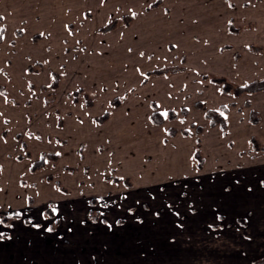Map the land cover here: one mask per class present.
I'll list each match as a JSON object with an SVG mask.
<instances>
[{"label": "rangeland", "instance_id": "374dc122", "mask_svg": "<svg viewBox=\"0 0 264 264\" xmlns=\"http://www.w3.org/2000/svg\"><path fill=\"white\" fill-rule=\"evenodd\" d=\"M151 1L158 2L134 7ZM189 1L191 10L186 0H0V11L23 7L17 15L36 7L34 18L0 19V213L10 216L12 238L4 241L28 242L24 252L40 253L32 254L35 264H150L143 261V226L155 219L146 216L178 210L180 226L182 219L190 227L198 218L196 230L205 231L212 221L204 223V206L212 213L245 210V225L241 218L224 230L226 222L216 220L207 233L211 242L177 225L171 236L181 240L180 264H213L221 246L264 252V92L233 96L209 79L241 84L264 77V18L243 14L229 22L228 14L220 15L226 9L256 14L264 0H211L214 9ZM131 13L137 15L122 18ZM157 67L161 73L149 72ZM159 82L176 85L172 98L166 88L156 89ZM143 83L146 106L156 98L154 108L172 109L176 118L146 133L142 124L128 123L111 138V119L123 114L127 92ZM78 87L93 104L83 105L81 94L72 100ZM117 96L115 108L109 102ZM207 109L223 115L226 127L212 125ZM252 109L257 123L250 122ZM105 110L111 118L97 119ZM251 135L263 149H251ZM42 151L59 157L31 171ZM242 197L254 202L243 204ZM248 217L256 219L254 230L245 227Z\"/></svg>", "mask_w": 264, "mask_h": 264}, {"label": "crops", "instance_id": "0c3cea01", "mask_svg": "<svg viewBox=\"0 0 264 264\" xmlns=\"http://www.w3.org/2000/svg\"><path fill=\"white\" fill-rule=\"evenodd\" d=\"M186 1L188 2L186 7L187 6L189 7V5L192 6V7L186 8V9L191 10L192 8L195 7L194 6V1L191 0L192 3L189 0H186ZM210 1L211 0H199V2L200 3L202 2L204 4V6L207 7V9L216 8L214 6V4L217 3V2L212 3ZM236 1H243L244 4H246L245 0H236ZM152 3L153 2L151 1V2H148L147 4H145V3H143L142 5L141 4H139V5L136 4V5H134V7H136V8H140L141 7V10H142V8L143 9H147V8L149 9V7H150L149 5H151ZM208 5H211V6H208ZM258 5H259V3H255L251 9H254L255 6H258ZM132 7H129V8H132ZM160 7L165 8V6H160ZM219 7H221V8L224 7V9L227 8V7L229 8V6L227 4L225 5L221 1H220ZM21 8L24 9L23 7H16V8H13L11 10L8 8V9H5V11H4V9H2L3 11H0V16L2 17L1 14H3L5 18H7L8 15L16 16L17 15L16 11H20L18 9H21ZM32 8H36V7H32ZM32 8H30V7L25 8L27 10V12H22L21 11L20 14L17 15V16H20L22 18V20L23 19L34 18L35 15H33L34 17H32L30 15L31 11H33ZM199 8H201V6H199ZM30 9H32V10H30ZM233 9L236 10L238 8L235 7ZM225 11L227 13H225ZM239 12L240 11L237 10V12L235 11L234 14H233V12H231L232 14H229L227 9H226V10L222 11V13H220V15L228 14V16H227L228 21L231 20L230 19L231 17H235V16L236 17L237 16L238 17H243V14H246L251 19H254V16H256V17L261 16V19L264 18V11H260V12H258L256 14L254 13L255 15L253 13H239ZM23 13L25 15H23ZM131 14H132V17L134 18L133 13H131ZM136 15L137 14L135 13V16ZM226 28L229 30V26H226ZM257 33H259V32H257ZM259 34H262V33H259ZM147 55H149V54H147ZM135 84L139 85L138 83H134V84H131V85H135ZM145 84H147V83H143V87L137 86V90H134V91H131V92H127V94H126L127 98L125 97L126 99L123 102L124 107H121V108H123V110L119 111V112H123V114H119L118 113L117 115H114L113 118L111 119L112 120L111 121V126L109 127V132H112L111 133V138L112 137L113 138L116 137L117 135H116L115 132L121 130L122 127L125 128V126L128 123H136V124L139 123V124H142L144 133H146V131H149V126L156 127V126L159 125V124L156 125L154 123L149 122V113L150 112H149L148 107L153 105V104L158 106V105H160V103H158L156 98H154L155 101H151V100H153V98H149L150 99L149 104L146 106L144 101L147 99V97L145 96V94L142 95L141 92H140L141 89H143L144 91L148 90L149 87H144ZM158 84H159L158 86H155L156 89H158L160 91L161 89L165 90V88H166L167 91H168V97L172 98L174 96V92L173 91H175L176 88L174 86H176V85H166L165 86L163 82H159ZM260 92H262V91H260ZM0 98L3 101L4 100L3 98H5V97L2 95V97H0ZM142 101H143V103H142ZM120 104L121 103H119V105ZM142 104H143V110L141 109L142 107H139ZM119 105H117V106H119ZM163 105H165V104H163ZM163 105L161 104V106H163ZM117 106H115V108H117ZM138 109H141V110H138ZM112 111H114V109ZM142 112H143V116H142ZM111 116H112V114L109 115L108 119L111 118ZM227 199H226V201H227ZM222 200H223V203H224V199H222ZM254 200L256 201V198H254ZM242 201H244L243 204H246L249 201H250L249 203H253L254 202L253 199H246V198H243ZM238 203H239V200L236 203V205ZM204 207H205V209H204V211H202V214L204 215V217H203L204 219L203 220H206V222H204V223H207L208 221H212V223H208L209 225H206V224L203 225V226L207 227V229H205V231L200 230V229L196 230V227H200L199 225H201L200 222L198 221V218H197L196 224L195 225H190V227L183 226V225H185V222L182 219V223H181V226H180L179 218H181V215H179L180 211H178V210L171 209V210H169L168 213L162 212V210H161L160 211L161 213L160 212L159 213L155 212V213H153L154 214L153 216H146L148 218H151L149 220L155 219V221H154V225L150 224V225H146V226L144 225L143 226V236H144V238H143L144 239V241H143V257H144L143 261L149 262L150 264H180V247H182L181 240L180 239H175V238H173V236H171V235H175V231H176L177 227H181V229H183L184 231H187L189 234H194L196 231H200V232H202L201 235L204 236L203 239L205 241L208 240V241L211 242L212 240H209V239H212V238L208 237L207 233H208L209 230L216 229L215 226H216V222L217 221H221L222 220L223 223L226 222L227 226H224V230H228V228L231 227V225L236 224V222L238 223V219H241V218L242 219L243 218L246 219V217L243 214L245 212V210H243L241 212H238V214H237V212L233 213V212H224V211L212 213L210 211V209L208 208V206L207 207L204 206ZM248 208L252 209L251 206H249ZM192 213H195V212L193 211ZM168 214H170V216H168ZM262 214H264V213H262ZM143 215H144V213H143ZM184 216L185 215H183L182 218ZM262 216H264V215H262ZM175 219H177V220H175ZM210 219H213V220H210ZM232 219H233L234 222H231ZM229 220H230V222H229ZM255 220L256 219H252V218L248 217V220L246 221L247 223H246L245 227L249 226L252 230H254V226H255L254 221ZM9 222H10V220L7 221V223H3V225H0V232H3L5 234L4 238L0 239V264H35V259H33L34 256L32 254H35V255L37 254V256H39L40 253L35 250L36 248H33V250H31V251L29 249L28 253L24 252L30 246V244L28 245V242H22V243L15 244L14 241L13 242H11V241L5 242L4 241L6 239L8 240V239L12 238L11 231L7 230V229H10V225H9L10 223ZM58 222H59V220L57 219L55 221V223L57 224ZM244 222L245 221L243 219V223ZM23 223H24L25 226H28L27 225L28 222L24 221ZM174 224H175V226H174ZM228 225H229V227H228ZM244 225H245V223H244ZM251 225H253V227H251ZM32 226L36 227V225H32ZM51 227H52V229H54L55 226L53 227V225H52ZM51 227L46 226V229L51 228ZM260 247L259 246H255V247H251V249L253 251H259ZM167 248L169 250L167 252L168 256H166V252H165V250ZM190 248L193 250L192 247H190ZM217 249H220V251L217 252L218 253V254H216L217 258H214V263L213 264H249L253 259H255V258H257V257H259V256L264 254V252L251 253L250 250L247 251V248H245V250H244L245 254L244 253L243 254L238 253L237 250L229 251L224 246H221L220 248L217 247ZM223 249H225L226 253H223L224 252ZM30 252H32L31 255H30ZM210 254H211V250L209 249V255ZM43 255L40 258H43L44 257ZM189 257H190V255H189ZM195 257H196V255H195ZM195 257H193L192 259H194ZM188 262L189 261H187V263H185V264H189L190 263V262L189 263ZM59 263H66V262L64 260H61V259H58V260L55 261V264H59ZM47 264H53V263L49 262Z\"/></svg>", "mask_w": 264, "mask_h": 264}, {"label": "trees", "instance_id": "16d2710c", "mask_svg": "<svg viewBox=\"0 0 264 264\" xmlns=\"http://www.w3.org/2000/svg\"><path fill=\"white\" fill-rule=\"evenodd\" d=\"M158 1H154L152 4L155 5ZM151 4V5H152ZM127 16L131 19L132 17V14H123L122 15V18L125 19L127 18ZM128 22V21H127ZM126 22V23H127ZM230 22V21H229ZM105 26H103L102 28H104ZM234 27H231L229 26V30L230 32L232 31H235V30H232ZM0 32L3 33L2 30H0ZM248 48L250 49L251 46L249 45ZM252 49V48H251ZM253 50H256L253 49ZM258 50V49H257ZM162 69L163 68H153L151 69L149 72L150 73H153V74H159L162 72ZM210 78H214L213 81H216V82H219L221 85H220V88L223 92L225 93H229L233 96H240L242 94H246V93H255V92H260V91H264V77H260V78H253L251 80H247L241 84H233L232 82L228 81L227 79H225V77H217V76H212V77H209ZM54 79H56V74L53 73V82L51 84V87H56V83L57 82H54ZM84 89L82 87H78L76 89L73 90V92L71 93V98L72 100L75 102L79 99V95L81 94L82 95V101H83V105H90V104H93V100L92 98L86 93L83 91ZM120 103V99L119 97H114L111 101H110V104L112 105H119ZM200 101H195V105H200ZM153 106V110L152 112L150 113V121L152 123H156V124H159V123H162L164 122L165 118L167 117L168 119H173V118H176V113L172 110V109H168L166 111L167 113V116L165 117L163 115V113H161L158 109L154 108L156 105H151ZM201 106V105H200ZM184 111H185V108H184ZM109 115V112L108 110H105L103 111L99 116H97L96 118L103 121L105 120ZM204 116L206 118H208V121L212 124V125H220L221 128H223L224 126L226 127V122H225V119L223 117V115H221L219 112H217L216 110H213V109H207L205 110V113H204ZM249 119H250V122L251 123H257L260 119L258 113L256 110L252 109L251 112H250V115H249ZM167 132L169 134H175V129L172 128V127H168L167 128ZM223 132H225V129H223ZM5 129L2 130V136H5ZM249 143L251 145V149H253L254 151L256 150H261L263 149V146L260 145L259 143V140L254 136V135H251L249 137ZM200 151L198 149H194V154L196 157H200ZM59 157V155L56 153V152H41L39 157H37L36 159H32L31 162H30V166H29V169L31 171L33 170H38L40 168H42L44 165H46V163L49 161V160H53V159H57ZM17 158L21 159L23 158V156L21 155H17ZM29 158V157H28ZM69 169H72L71 167H67ZM121 181H124L125 183H128V180L125 179V178H122ZM89 202L91 204H95L96 203V200L95 199H90ZM90 215H91V211L89 212ZM46 215H52L51 212L49 210H46ZM89 215V216H90ZM96 216L93 215V217ZM0 218H2L4 220V223H7V221L9 220L10 216L8 215H4V214H1L0 213ZM56 221V220H55ZM249 264H264V254L253 259Z\"/></svg>", "mask_w": 264, "mask_h": 264}, {"label": "snow or ice", "instance_id": "6c2138e0", "mask_svg": "<svg viewBox=\"0 0 264 264\" xmlns=\"http://www.w3.org/2000/svg\"><path fill=\"white\" fill-rule=\"evenodd\" d=\"M133 15H135V13H133ZM0 19H2V17H0ZM129 51H131V49H129ZM163 115L166 117L167 116V113L165 112V113H163ZM50 207H52V206H50ZM52 210H53V212H55L56 211V208L55 207H52ZM15 215L18 217L20 214L19 213H16ZM3 223H4V220L2 218H0V225H3ZM37 227H39V226L37 225ZM47 230L49 232L52 231L51 228H48ZM4 235L5 234L3 232H0V239H3L4 238Z\"/></svg>", "mask_w": 264, "mask_h": 264}]
</instances>
